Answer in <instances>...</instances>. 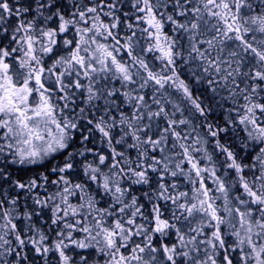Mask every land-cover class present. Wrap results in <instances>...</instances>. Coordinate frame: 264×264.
Masks as SVG:
<instances>
[{
  "label": "snow or ice",
  "instance_id": "snow-or-ice-1",
  "mask_svg": "<svg viewBox=\"0 0 264 264\" xmlns=\"http://www.w3.org/2000/svg\"><path fill=\"white\" fill-rule=\"evenodd\" d=\"M0 264H264V0H0Z\"/></svg>",
  "mask_w": 264,
  "mask_h": 264
}]
</instances>
